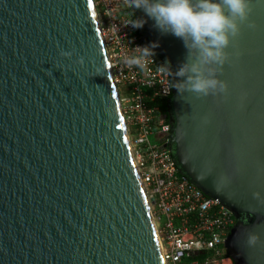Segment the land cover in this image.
<instances>
[{"label": "water", "instance_id": "obj_1", "mask_svg": "<svg viewBox=\"0 0 264 264\" xmlns=\"http://www.w3.org/2000/svg\"><path fill=\"white\" fill-rule=\"evenodd\" d=\"M250 2L255 27L218 73L227 94L180 93L169 77L165 100L162 146L235 216L231 264H264V0ZM128 9L175 72L182 39ZM0 264H163L91 0H0Z\"/></svg>", "mask_w": 264, "mask_h": 264}, {"label": "built area", "instance_id": "obj_2", "mask_svg": "<svg viewBox=\"0 0 264 264\" xmlns=\"http://www.w3.org/2000/svg\"><path fill=\"white\" fill-rule=\"evenodd\" d=\"M116 86L131 154L156 228L163 264H227L224 239L235 221L233 212L206 195L178 172L162 144L170 123L148 103L171 94L172 80L149 63L144 70L124 63L134 47L144 46L122 0H91ZM190 251H202L190 254ZM230 262V263H229Z\"/></svg>", "mask_w": 264, "mask_h": 264}, {"label": "clouds", "instance_id": "obj_3", "mask_svg": "<svg viewBox=\"0 0 264 264\" xmlns=\"http://www.w3.org/2000/svg\"><path fill=\"white\" fill-rule=\"evenodd\" d=\"M128 8L142 9L154 20V26L162 33H171L182 39L187 49L186 60L173 72L168 61L158 65V70L171 77L178 92H189L197 97L227 94L228 84L219 78L223 65L230 62L227 51L240 34L241 25L248 23L252 12L250 0H124ZM133 13V12H132ZM145 21L129 19L125 25L142 28ZM158 45L136 46L132 55L124 57V63L142 70L155 63L154 49ZM63 57L71 52L61 51ZM83 64L84 58L79 57ZM255 234H249L248 243L254 245Z\"/></svg>", "mask_w": 264, "mask_h": 264}, {"label": "trees", "instance_id": "obj_4", "mask_svg": "<svg viewBox=\"0 0 264 264\" xmlns=\"http://www.w3.org/2000/svg\"><path fill=\"white\" fill-rule=\"evenodd\" d=\"M128 13L133 18V14L130 12L129 9H128ZM136 30H137V28H136ZM167 97L168 96H166V97L158 96L156 99L148 101V103L156 104L158 106V111L164 117V120H166V121L168 120V116L166 114V106H165V100ZM226 254H228V253H226Z\"/></svg>", "mask_w": 264, "mask_h": 264}, {"label": "rangeland", "instance_id": "obj_5", "mask_svg": "<svg viewBox=\"0 0 264 264\" xmlns=\"http://www.w3.org/2000/svg\"><path fill=\"white\" fill-rule=\"evenodd\" d=\"M223 264H227V262L225 261Z\"/></svg>", "mask_w": 264, "mask_h": 264}, {"label": "flooded vegetation", "instance_id": "obj_6", "mask_svg": "<svg viewBox=\"0 0 264 264\" xmlns=\"http://www.w3.org/2000/svg\"><path fill=\"white\" fill-rule=\"evenodd\" d=\"M230 263V262H229ZM231 264V263H230Z\"/></svg>", "mask_w": 264, "mask_h": 264}]
</instances>
